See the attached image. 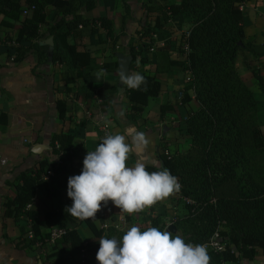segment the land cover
<instances>
[{"label":"trees","instance_id":"1","mask_svg":"<svg viewBox=\"0 0 264 264\" xmlns=\"http://www.w3.org/2000/svg\"><path fill=\"white\" fill-rule=\"evenodd\" d=\"M23 1L26 4L24 8L20 5L21 0H0V13L3 14L0 28L15 31L13 40L17 46L14 62H20L27 50L21 42L39 36V28L46 22L44 7L51 4L55 8V23L47 30L55 42L59 43L53 60L65 64V68L62 67L63 78L67 80L65 72L73 70H76L77 77L87 78L91 71L109 66L100 65L87 51H78L76 45L67 42V36L75 32L79 25L93 23L99 25L105 31L106 38L115 43L112 20L105 17L85 19L76 14V9L81 4L90 9L97 0H75L78 4L74 9L70 2L64 0ZM244 2L245 0H161L156 7H148V11L145 5L146 12L162 11L173 19L184 14L191 17V27L183 41L187 44V50L182 47V61L168 59L166 50L163 66L156 65L152 73H141L146 84H142L140 89L125 87L126 98L131 102L130 113L140 116L149 99L157 97L162 91L161 81L155 76L156 73L167 71L174 65H181L184 71L189 72L190 79L185 80L184 86L178 91L182 94L181 103L187 107L184 136L190 141V149L186 153H170L164 145L158 155L159 166L148 165L147 170L153 172L167 168L182 186L178 192L180 197L192 201L185 204L186 214L172 222L176 228L173 234H180L186 243L203 244L220 221L227 223L228 231L220 233L228 237L226 249L220 254H210V264L237 263L239 259L252 261L258 253L264 256V124L257 119L255 96L239 73L241 68L249 66L252 53L250 44L244 41L241 11ZM31 6L34 8L30 9ZM25 8L27 13L24 14L21 25L15 27V21L19 20ZM123 8L126 18L129 10L124 2ZM65 14H71V19L66 20ZM58 16L61 17L57 20ZM159 19L157 16L154 20L157 27ZM147 29L149 30V26ZM130 53L133 57L132 67L135 66L136 56L132 51ZM147 63V58L139 61V65ZM253 74L262 88L263 77L255 71ZM87 86L91 90L89 96L100 100L99 104L103 107L106 99L100 89L92 87L91 83H87ZM57 110L59 117L64 118L65 99L57 100ZM173 110L170 103L161 105L160 118ZM5 123L6 116L1 113L0 126ZM73 144L74 138L70 135H53L49 141V154L57 158L39 159L37 168L17 176L21 185L16 186L15 197L6 200L4 205L8 214H23L30 221L32 237L28 236L29 230L21 228L22 247L38 242L44 244V239L49 237V232L41 234L38 224L33 220V212L24 210L26 205L34 201L38 187L45 184L48 171H52V175L48 177L52 187L46 189L47 196L58 197L60 188H67L69 174L81 173L83 169V163L70 169L66 165L72 159ZM225 182L233 184H230L234 189L232 195H216L215 191ZM71 204V200L60 202L54 209L45 211L44 221L51 229H66V233L55 244H68L70 249H78L83 247V243L86 244L87 257L77 264H99L96 260L100 247L98 240L101 237L121 238L124 231L112 227L98 229L90 218L83 222L94 238L84 242L76 230L67 227L73 217L65 212V208ZM107 205L102 204L99 216L105 212ZM148 227L169 230L164 219L158 215L150 220ZM54 253L57 255L59 251ZM61 261L59 259L52 264H61Z\"/></svg>","mask_w":264,"mask_h":264},{"label":"crops","instance_id":"2","mask_svg":"<svg viewBox=\"0 0 264 264\" xmlns=\"http://www.w3.org/2000/svg\"><path fill=\"white\" fill-rule=\"evenodd\" d=\"M64 1L70 2L73 9L78 4L75 0ZM123 2L129 10L126 18ZM159 4L158 0H97L95 6L90 9L84 4L76 9L78 10L76 14L85 19L105 17L114 22L115 43L106 38L105 31L99 25L93 23L79 25L75 32L67 36V42L76 45L78 51H87L100 65H109L91 71L87 78L77 77L76 70H73L65 72L67 79L65 80L62 70L65 64L53 60L56 47L59 45L47 30L55 23L53 5L47 4L44 7L46 22L40 26L39 36L21 42L27 50L24 58L18 63L13 61L17 46L13 40L15 31L0 28V114L6 116L5 125L0 126V264H52L59 259L62 260L61 264L82 262L80 255L82 247L70 249L68 244L61 243L40 245L35 243L29 247H22L21 228L28 231L30 221L23 214L18 216L14 213L8 214L4 205L6 200L15 197L16 186L21 185V180L17 177L20 173L37 168L36 163L39 159L57 158L49 154V141L53 135L66 134L74 138L71 148L72 159L66 162L68 169L83 163L87 151L94 150V147L102 142L105 136L101 128L106 121L109 134H124L126 129L134 127L137 131L144 132L149 140L140 156L130 155L127 162L129 166L138 159L146 166H159L158 155L164 145L173 151L189 147L190 141L184 136L187 107L177 98V95H181L178 89L184 86L186 77L181 65L171 66L169 70L155 74L161 81L162 91L157 97L149 99L140 116H133L130 113L131 102L126 98V86L119 78L118 55L132 57L130 52H133V49L126 48L125 45L133 39L134 31L142 20L149 18L147 22H150L148 14L152 15V12H146L145 5L156 7ZM20 5L24 8L26 4L21 0ZM241 11L244 41L250 44L252 53L249 66L241 68L239 73L255 96L257 119L264 124V85L260 88L253 74L255 71L264 80V0H245ZM60 17L58 16L57 20ZM71 17V14L64 15L66 20ZM180 17L173 20L177 21ZM2 18L3 14L0 13V21ZM187 18L188 28L191 26V19L190 16ZM22 19L24 14L15 21V27L21 25ZM166 46L162 44L158 52L148 53V57H142L148 59V63L144 65H139L141 57L134 55L136 63L135 66H130L129 72L152 73L156 65L160 67L164 65L165 55L175 61L184 59L181 53L177 55ZM164 52L167 54L164 55ZM87 83L100 89L106 99L103 107L99 104L100 100L89 96L91 90ZM62 99H65L64 118L59 117L57 110V100ZM165 103L172 104L174 110L160 118L159 109ZM79 174L71 173L69 177ZM51 187V182L46 179L45 184L38 187L30 208H27V205L24 207V210L29 209L33 212V220L38 224L42 235L51 229L44 221L45 211L54 209L60 202L71 200L67 196V188H60L58 197L47 196L46 189ZM166 201L167 199L157 202L153 210L148 208L132 215L120 212V209L109 201L105 212L100 216L98 212L91 221L98 229L112 227L125 232L133 225L145 229L150 220L158 215L164 219L167 226L169 223L167 213L170 211H166ZM67 227L76 230L84 242L94 238L93 233L81 219L71 218ZM55 251H59V254L56 255Z\"/></svg>","mask_w":264,"mask_h":264},{"label":"clouds","instance_id":"3","mask_svg":"<svg viewBox=\"0 0 264 264\" xmlns=\"http://www.w3.org/2000/svg\"><path fill=\"white\" fill-rule=\"evenodd\" d=\"M120 78L129 89L146 84L140 73L122 70ZM148 144L145 133L134 127L103 137L94 150L87 151L81 173L68 178L72 204L65 212L87 220L111 201L120 212L132 215L178 193L182 186L167 168L149 172L140 159L128 165L130 155L140 156ZM98 243L99 264H210L211 259L204 245L186 243L179 234L157 227L142 231L133 225L120 239L101 237Z\"/></svg>","mask_w":264,"mask_h":264},{"label":"rangeland","instance_id":"4","mask_svg":"<svg viewBox=\"0 0 264 264\" xmlns=\"http://www.w3.org/2000/svg\"><path fill=\"white\" fill-rule=\"evenodd\" d=\"M158 1L161 3V0H158ZM146 8L147 10L149 9L147 6ZM155 13L156 15L158 14L157 16L160 18L158 22V25H159L158 27L154 24L155 17H157L156 15H154ZM148 15L150 17V22L149 23L147 22L149 18H147L146 20H142L141 24L137 26L136 30L134 31L133 39H131V41L125 45L126 48H132L133 52L136 51L135 52L136 56H140L141 58L144 56L148 57L147 55L148 53L158 52L162 44L163 46L167 45L166 47L168 48L169 51L174 50V53H177V55L180 54L181 51L183 50L182 44H183L186 32L191 27L189 26L187 28L186 26L187 21H188L187 17H189V15L184 14L183 17L181 15V17L178 18L177 21L173 20V18H171L169 15L165 14L164 12L162 13V11H156L154 13L152 12V15L150 14ZM191 23H192V19H191ZM147 26H149V30L147 29ZM146 39H149V41L151 42V45H153L154 47L153 51H150L149 48H147L145 45L142 44V41H146ZM136 48L138 49L136 50ZM177 98L181 100L182 94L177 95ZM192 105L195 106L194 104ZM189 149H190V145L189 147H185L184 150H174L173 151L172 149L171 150L169 149V151L170 153L171 152L186 153ZM219 162L221 161L219 160ZM230 184L232 183L231 182L223 183L220 186V188H218L215 191L216 195H219V194H223L224 196L232 195V193L234 192V189L231 188L232 186ZM165 203L167 204L165 206L166 211H170V213H167V215H169L170 217V219H168L167 221L171 222V225H172V222L177 220V218H182L186 214L185 204H188L189 202H188V199L184 197L182 198L180 197L179 193H176L170 196L169 198H167V201ZM150 209L153 210L154 209L153 206ZM141 230L143 231L144 228H141ZM214 231H217V232L219 231L220 233L227 232L228 231L227 223L225 221H220ZM115 238L120 239L118 236H116ZM45 243L47 242H44V244ZM85 254H87V252H85ZM208 254L209 256H211L210 254L212 253L209 252ZM227 264H264V256L258 253L252 261L239 259L237 263L229 262Z\"/></svg>","mask_w":264,"mask_h":264},{"label":"built area","instance_id":"5","mask_svg":"<svg viewBox=\"0 0 264 264\" xmlns=\"http://www.w3.org/2000/svg\"><path fill=\"white\" fill-rule=\"evenodd\" d=\"M34 6H31L30 9H33ZM27 13V8H25L23 10V14H26ZM142 44L145 45L147 48H149L150 51H153L154 50V47L153 45H151V42L149 41V39H146V41H142ZM183 49L186 51L187 50V44L185 42H183ZM138 48H136L137 50ZM136 51L133 52L134 55ZM189 72L186 71V78L185 80H189ZM102 127V126H101ZM102 130V134L104 136L108 135L109 134V126L107 124L103 125V127L101 128ZM166 154H168V151H166ZM52 175V171H48L47 173V176H46V179H48V177ZM188 202H191L190 200H188ZM30 204H28L26 207L27 208H30ZM170 219V217L168 218ZM171 225V222H169L167 224V228L168 226ZM66 233V229L65 228H53L49 231V237L48 238H45L44 239V242H47L46 244H54L58 239H60L64 234ZM28 236L29 237H32V231L29 229L28 231ZM227 239L222 236L220 234V232L218 231H214L212 233V235L210 236V238L204 242L203 244L201 245H204L208 251V253H222L223 251H225L226 249V245H227ZM37 245H40L41 242H38L36 243ZM86 244L83 245V247L81 248V251H80V255H81V258L82 260L85 259L87 257V254H85L86 252Z\"/></svg>","mask_w":264,"mask_h":264},{"label":"water","instance_id":"6","mask_svg":"<svg viewBox=\"0 0 264 264\" xmlns=\"http://www.w3.org/2000/svg\"><path fill=\"white\" fill-rule=\"evenodd\" d=\"M131 60H132L131 56H126L123 54L118 55V63H119L120 73L122 70L125 71L126 74H127V72H129ZM119 78H120V75H119ZM120 81H121V78H120ZM168 229L172 233L176 232V228L173 225H169Z\"/></svg>","mask_w":264,"mask_h":264}]
</instances>
